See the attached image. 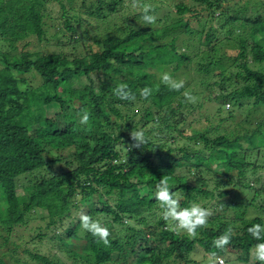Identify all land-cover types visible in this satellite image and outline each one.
<instances>
[{"label":"trees","instance_id":"trees-1","mask_svg":"<svg viewBox=\"0 0 264 264\" xmlns=\"http://www.w3.org/2000/svg\"><path fill=\"white\" fill-rule=\"evenodd\" d=\"M86 1L77 11L75 0H0V264H62L25 247L42 241L72 264H200L197 247L211 264L255 261L247 230L264 224V0ZM33 39L44 54L28 53ZM163 70L185 87L171 90ZM120 86L129 100L115 94ZM164 182L182 207L210 212L196 237L161 219L153 193ZM83 215L109 229L108 245L85 231Z\"/></svg>","mask_w":264,"mask_h":264},{"label":"clouds","instance_id":"clouds-1","mask_svg":"<svg viewBox=\"0 0 264 264\" xmlns=\"http://www.w3.org/2000/svg\"><path fill=\"white\" fill-rule=\"evenodd\" d=\"M150 11L151 9H144L142 15L145 23L154 22V17L149 14ZM161 80L169 85L173 91L178 92L185 87V82L183 80H176L167 73L162 75ZM115 94L121 100L130 99L128 90L123 86L116 88ZM150 95L151 89L147 87L143 88L140 92V96L145 99ZM88 122L89 115L85 113L81 116L80 123L87 125ZM131 136L137 147L141 145L144 146L147 143V138L143 131L137 130L135 134L131 131ZM153 197L154 200L158 202L161 219L171 221L173 230L178 228L194 238L197 236V229L203 227L208 222L210 212L206 208L196 202H193L190 206L182 207L180 200L173 195V192H170V187L167 182L157 184ZM81 222L85 231L90 233L94 238L98 239L105 245L110 243V231L106 226L99 221L92 220L88 215H83L81 217ZM247 231L254 240L258 241V243L253 246L251 255L258 264H264V224H253ZM230 239V232L225 233L214 241V246L217 248H223L225 245L229 244ZM221 264H223V262H221Z\"/></svg>","mask_w":264,"mask_h":264},{"label":"rangeland","instance_id":"rangeland-1","mask_svg":"<svg viewBox=\"0 0 264 264\" xmlns=\"http://www.w3.org/2000/svg\"><path fill=\"white\" fill-rule=\"evenodd\" d=\"M63 1H66V0H63ZM89 0H87L86 1V3L88 2ZM230 2H234L233 0L232 1H230ZM230 2H229V4H230ZM79 3H80V0H75V5L73 4V6H74V9L75 10H77V11H81V8H80V6H79ZM50 8H48L47 9V12L45 13V20H46V22H47V26H46V38L48 39V40H51V38H52V36L55 34V30L52 28V27H50L51 25H54L55 24V19L53 20V18L56 16V11H55V6H49ZM56 10H57V8H56ZM135 9H132V8H130L128 11H126L127 13H129L128 15H131L132 13H134L133 11H134ZM137 10V9H136ZM57 20V19H56ZM56 23H57V21H56ZM63 33H64V35L66 34V36H68V34L67 33H65L64 31H62V33H60L59 32V35H58V38H61L62 39V41H65V39L62 37L63 36ZM92 34H94V33H92ZM43 47V44H37V42L33 39L32 40V45H31V47H29V49H28V53L29 54H31L33 57H36L37 55H42V54H44L45 53V49H43L42 48ZM0 51H2V52H4V49L2 48H0ZM65 53H69V50L68 49H66V51H65ZM235 53H236V51L234 50L233 51V55H235ZM249 63H250V61H249ZM250 65V64H249ZM251 67H252V65H251ZM252 68H254V67H252ZM257 69H259V70H261V71H264V66L262 65V66H259V67H256ZM165 73H167L168 74V72L167 71H165V70H163V71H161L160 73H159V76H161V75H163V74H165ZM162 77V76H161ZM92 79H93V81L95 82V83H97L99 80H98V78L96 77V76H93L92 77ZM82 82H84L85 83V80L84 79H82ZM35 85V84H34ZM75 86H77L78 85V83H75L74 84ZM66 88H68V85H66ZM215 91H216V94H219L218 93V89L216 88L215 89ZM225 109L226 110H230L231 109V107H229V105H225ZM213 109L211 108V106H210V104H208V102H204L203 103V106H202V108H201V110H200V112H202V113H209V111H212ZM55 112V108H54V106H50L49 108H48V114L49 115H52L53 113ZM224 115H222V117H223ZM255 118H260V115L259 114H255ZM218 122V120H214L213 121V123L214 124H216ZM228 124V125H227ZM234 123L233 122H230V121H226L223 125H225V126H227L228 127V129H230V128H232L234 125H233ZM208 126V125H207ZM206 126V124L204 123V122H202V123H200L199 125H197L196 126V131H201L202 129H205V128H208ZM261 165V164H263V169H258V171L256 172V174H257V176L256 177H258L259 179H261L260 180V182L261 181H263L264 180V158L262 157V158H259V162H258V164H256L257 166L258 165ZM212 166V165H211ZM213 167H214V165H213ZM218 169H220V168H218ZM222 169V168H221ZM175 173H178L177 172V170H175L174 171ZM19 184H21V183H24L25 181H24V179L23 178H21L19 181ZM147 197V196H146ZM146 197L145 198H143V201L142 202H145L146 201ZM255 215H257V213L255 212V210L253 211H251L250 212V216H255ZM35 218V217H34ZM262 218H263V220H264V214L262 215ZM67 222H65V224H64V228H66L67 227ZM35 226H36V223L33 221V222H31L30 223V229H32V228H35ZM62 232V229H58V231L57 232H54L56 235L57 234H61V238L62 239H60V238H58V236H57V241H58V243H62L63 242V240L65 239V237H64V235L61 233ZM54 233H50V235H49V239L50 238H53V234ZM17 235L18 236H20L21 235V231L19 230L18 231V233H17ZM33 234H30V235H28V232L27 233H25V234H22V236H23V238H28V236L29 237H31ZM14 240H12V241H10V244H9V247H13V246H18L17 245V241L15 242V244L14 245H11V243H14L13 242ZM55 241V240H54ZM72 244L73 245H77L78 243L76 242V241H72ZM31 245H26L25 247H28V248H34V249H36L37 251H39L41 254H44V255H54V254H56V256H57V258H58V260L62 263V264H72V260L71 259H68V257L65 255V254H60L59 252H57V250L55 249V247H54V249L53 248H51L52 247V244L51 243H48L47 241H42L41 242V244L39 245V246H32V247H30ZM20 247V248H19ZM17 249H16V251H17V254H16V256L17 257H19L21 260L22 259H26L27 260V257L24 255V253H23V246H19ZM0 250H2L3 252H5V248H1ZM208 255L209 254H207L201 247H197L196 248V255H194L193 256V258L196 260V261H198L200 264H211L212 263V260H211V258L210 257H208ZM205 256H207V257H205ZM7 257V256H6ZM24 257V258H23ZM205 257V258H204ZM24 259V260H25ZM216 259V262L218 263V264H221L220 263V259H222V258H220V257H217V258H215ZM201 261V262H200ZM224 264H225V262H223ZM30 264H33L32 262L30 263ZM249 264H255V261H251Z\"/></svg>","mask_w":264,"mask_h":264},{"label":"built area","instance_id":"built-area-1","mask_svg":"<svg viewBox=\"0 0 264 264\" xmlns=\"http://www.w3.org/2000/svg\"><path fill=\"white\" fill-rule=\"evenodd\" d=\"M222 261L220 260V263H221Z\"/></svg>","mask_w":264,"mask_h":264}]
</instances>
